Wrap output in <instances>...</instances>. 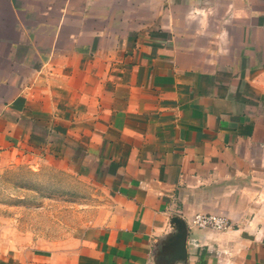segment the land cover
I'll use <instances>...</instances> for the list:
<instances>
[{
	"label": "crops",
	"instance_id": "crops-1",
	"mask_svg": "<svg viewBox=\"0 0 264 264\" xmlns=\"http://www.w3.org/2000/svg\"><path fill=\"white\" fill-rule=\"evenodd\" d=\"M75 159L96 218L0 264H264V0H0V165Z\"/></svg>",
	"mask_w": 264,
	"mask_h": 264
},
{
	"label": "rangeland",
	"instance_id": "rangeland-1",
	"mask_svg": "<svg viewBox=\"0 0 264 264\" xmlns=\"http://www.w3.org/2000/svg\"><path fill=\"white\" fill-rule=\"evenodd\" d=\"M82 162L0 165V246L44 252L93 222L103 193Z\"/></svg>",
	"mask_w": 264,
	"mask_h": 264
},
{
	"label": "water",
	"instance_id": "water-1",
	"mask_svg": "<svg viewBox=\"0 0 264 264\" xmlns=\"http://www.w3.org/2000/svg\"><path fill=\"white\" fill-rule=\"evenodd\" d=\"M170 234L161 242L158 256L162 259L184 260L186 258L185 240L187 235L186 223L178 216L170 218Z\"/></svg>",
	"mask_w": 264,
	"mask_h": 264
},
{
	"label": "built area",
	"instance_id": "built-area-1",
	"mask_svg": "<svg viewBox=\"0 0 264 264\" xmlns=\"http://www.w3.org/2000/svg\"><path fill=\"white\" fill-rule=\"evenodd\" d=\"M188 226L189 228L224 232L230 228L231 224L224 215L198 213L190 219Z\"/></svg>",
	"mask_w": 264,
	"mask_h": 264
}]
</instances>
